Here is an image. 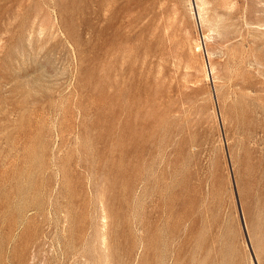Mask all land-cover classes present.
Instances as JSON below:
<instances>
[{
  "label": "rangeland",
  "instance_id": "rangeland-1",
  "mask_svg": "<svg viewBox=\"0 0 264 264\" xmlns=\"http://www.w3.org/2000/svg\"><path fill=\"white\" fill-rule=\"evenodd\" d=\"M0 264H264V0H0Z\"/></svg>",
  "mask_w": 264,
  "mask_h": 264
},
{
  "label": "bare ground",
  "instance_id": "bare-ground-1",
  "mask_svg": "<svg viewBox=\"0 0 264 264\" xmlns=\"http://www.w3.org/2000/svg\"><path fill=\"white\" fill-rule=\"evenodd\" d=\"M198 47H199V45H198ZM108 257H109V255H108ZM108 257H107V258H108ZM107 258H106V259H107ZM105 261H106V260H105ZM108 262H109V261H108Z\"/></svg>",
  "mask_w": 264,
  "mask_h": 264
}]
</instances>
